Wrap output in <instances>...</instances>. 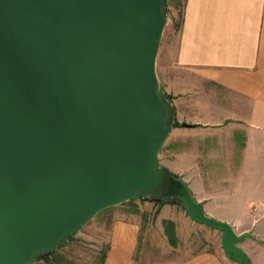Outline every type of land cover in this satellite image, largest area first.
Listing matches in <instances>:
<instances>
[{
	"label": "water",
	"instance_id": "water-1",
	"mask_svg": "<svg viewBox=\"0 0 264 264\" xmlns=\"http://www.w3.org/2000/svg\"><path fill=\"white\" fill-rule=\"evenodd\" d=\"M167 0H0V264H32L99 213L153 195L222 233L159 153L175 111L156 60ZM172 183V182H171ZM174 184V183H173Z\"/></svg>",
	"mask_w": 264,
	"mask_h": 264
},
{
	"label": "crops",
	"instance_id": "crops-1",
	"mask_svg": "<svg viewBox=\"0 0 264 264\" xmlns=\"http://www.w3.org/2000/svg\"><path fill=\"white\" fill-rule=\"evenodd\" d=\"M180 1L176 72H165L164 89L175 121L194 127H172L159 162L206 216L250 235L239 247L249 264H264V0ZM150 211L135 214L143 221L114 222L103 264H240L224 253L220 231L179 204ZM196 230L213 240L192 245ZM148 250L165 253L150 260Z\"/></svg>",
	"mask_w": 264,
	"mask_h": 264
},
{
	"label": "rangeland",
	"instance_id": "rangeland-1",
	"mask_svg": "<svg viewBox=\"0 0 264 264\" xmlns=\"http://www.w3.org/2000/svg\"><path fill=\"white\" fill-rule=\"evenodd\" d=\"M179 3H181V1H167L166 24L162 33V38L160 41V47L156 60V70L160 86L159 89L165 95H167V92L164 89V87H166L165 84L167 82L165 72L176 70L173 63L176 43V32L172 28L178 26L180 22L181 9L180 6L177 7V4ZM163 167L164 166L160 163L159 169ZM166 179L167 181L170 180L172 183H174L175 186H178V184L171 177H166ZM153 201V195H144V198L134 199L130 203L126 202L120 206L112 208L111 210L99 213L93 220H91L85 227L81 229L80 232H78L73 237L72 241L57 250L55 252L56 254L51 257L47 262L45 260L38 259L32 264H100L101 256L105 254V252H107V248L109 247V237L111 232L110 230L114 222H116L117 220L124 222L132 220L143 221L140 215L132 214L131 211L136 207L139 210V213L144 212L145 216V212L150 211L152 204L156 205V203H154ZM165 202L167 201H164V203ZM152 212L153 211H150V213ZM145 225L146 223L143 224L140 230V248L144 243V232L146 230ZM201 238L202 241L205 238H209L211 241L213 240L211 234L196 230L192 233L190 240L191 244L194 246H199ZM204 245H207V243H205ZM164 253L165 250H148L147 258H149L150 260H156L158 258H161L162 254Z\"/></svg>",
	"mask_w": 264,
	"mask_h": 264
},
{
	"label": "trees",
	"instance_id": "trees-1",
	"mask_svg": "<svg viewBox=\"0 0 264 264\" xmlns=\"http://www.w3.org/2000/svg\"><path fill=\"white\" fill-rule=\"evenodd\" d=\"M160 96H161V98L164 100V101H166V102H170V98L171 97H169V96H167V95H165L164 93H160ZM182 127V126H189V127H194L193 125H184V124H179V123H177V122H173V125H172V127ZM160 170H161V172L163 173V175H165L166 177H171L172 179H179L177 176H175V175H173L167 168H165V167H163V168H160ZM141 198H144V195H140L139 197H137V199H141ZM132 201V200H131ZM131 201H128V203H130ZM154 203H156V205L158 206V207H161L163 204H164V201H162V200H157V201H153ZM183 208V207H182ZM112 209V208H111ZM111 209H107V210H105V211H108V210H111ZM183 210H185L184 208H183ZM104 212V211H103ZM132 214H139V210L135 207V209H133L132 211ZM170 229H171V227H169L168 229H167V232H166V234H167V236H168V238H169V243H171V244H173V237L174 236H172V233H171V231H170ZM73 240V237L66 243V244H68L70 241H72ZM65 244V245H66ZM64 245V246H65ZM63 247V246H62ZM60 249V248H59ZM58 249V250H59ZM107 251H108V248H107ZM56 252V251H55ZM55 252H53V253H51L50 255H47V256H44V257H42L40 260H45L46 262L51 258V257H53L56 253ZM105 255H106V252H105V254H103L102 256H101V258H100V264H103V262H104V259H105Z\"/></svg>",
	"mask_w": 264,
	"mask_h": 264
},
{
	"label": "flooded vegetation",
	"instance_id": "flooded-vegetation-1",
	"mask_svg": "<svg viewBox=\"0 0 264 264\" xmlns=\"http://www.w3.org/2000/svg\"><path fill=\"white\" fill-rule=\"evenodd\" d=\"M172 185H174V184L168 181V183H165L164 190L170 189V186H172Z\"/></svg>",
	"mask_w": 264,
	"mask_h": 264
}]
</instances>
